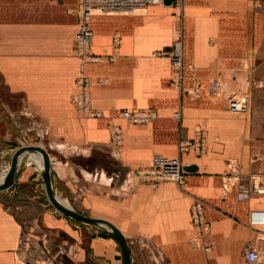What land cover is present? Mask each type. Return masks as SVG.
<instances>
[{"label":"crops","instance_id":"obj_1","mask_svg":"<svg viewBox=\"0 0 264 264\" xmlns=\"http://www.w3.org/2000/svg\"><path fill=\"white\" fill-rule=\"evenodd\" d=\"M73 1L0 0V183L21 147L44 148L55 195L84 202L93 217L118 227L131 264H239V251L247 262V247L264 250L255 236L264 224L251 221L253 211L264 210V199H244L234 190L223 197L221 166L209 162L205 169L206 161L187 159L186 166L197 170L188 171L185 185H151L137 174L155 152L178 154L179 143L194 136L199 122L193 117L225 115L223 101L205 91L194 101L179 97L173 63L153 55L173 46L174 3L96 13L93 61L87 64L92 111L87 113L72 102L81 92L78 28L74 32L68 25L71 16L77 22L67 7ZM182 2L187 73L206 80L214 69L245 67L252 69L247 70L251 79L258 70L264 79V0ZM127 109H153L158 117L134 125L121 116ZM177 109L181 120L174 116ZM113 125L124 134L120 144L112 140ZM229 130L234 137L232 124ZM44 167L41 152L24 153L13 185L0 190V264H124L121 247L108 231L47 204ZM196 195L208 197V219L217 236L212 256L189 245Z\"/></svg>","mask_w":264,"mask_h":264},{"label":"rangeland","instance_id":"obj_2","mask_svg":"<svg viewBox=\"0 0 264 264\" xmlns=\"http://www.w3.org/2000/svg\"><path fill=\"white\" fill-rule=\"evenodd\" d=\"M49 1L55 2L59 0ZM76 5L77 0L76 3L74 0L71 4L67 5V7L69 8L68 12L74 15L77 20L76 22L75 19L71 16L68 21V25L73 27L74 32L76 28H78V17L71 10L74 9ZM96 13L107 14L101 13L100 11H94L93 18ZM174 15L177 20V24L175 27L173 40L175 41L177 39H182L184 45L185 35L183 28L185 27L184 19L186 18V8L185 3H183L182 0H180L178 3H174ZM34 38L35 37H31V46L34 44V42L32 41ZM92 45L89 50L88 60L86 62L84 60L85 58L80 55L75 46V51L80 60L78 67L80 75L77 79L82 76L88 77L87 64L93 61V57L91 55ZM71 50L74 52L73 42ZM187 70L188 69H185L184 67L183 57V63L181 67L179 69L174 67L173 71L172 84L175 93L179 94V97L181 98H187V100L194 101L202 95L203 91H205L209 96L223 101L225 115L218 117H193V119L197 118L199 122L195 127L194 136L191 139H183L179 143L178 154L174 156L167 154L164 155L178 160L185 167L187 159L193 162L204 163V161H206V164H204L207 165L205 169H207V167H209L210 165H213L212 163H215V165L217 166H221L222 168L220 172L222 176V183L220 184V189L223 197H228L234 190L236 191L238 197H243L244 199L257 195H260V198L264 199V192H255V188L264 190V79L261 77L262 74L260 73V70H258L259 72H254L253 79H251L252 73L251 75L250 73H248V76L247 70L251 71L252 69H246L245 67L234 70L214 69L212 75H208L205 77L206 80H203L201 77L195 75L194 73L190 75L189 73H187ZM89 79L91 80L90 77ZM187 81H189V83H187ZM235 95L248 96L249 101L247 109L245 111L233 112L229 109V99L231 96ZM252 105H255V108L253 107L254 112L251 108ZM130 111H154L157 115V112L153 109H131ZM122 113L123 111L121 112V116ZM181 113V110L177 109L174 113V116L178 120H181ZM155 119H153L152 121H154ZM127 121L134 125H148L152 122L150 121L144 124H135L130 122L129 120ZM231 124L232 134H234V137L232 138H230L229 135V127L231 126ZM220 130L225 132L222 133L220 132ZM182 145L187 146L182 147ZM157 153L163 154L161 152H155L152 155L151 164L148 167L137 170V174L139 175V177H141L144 181L149 182L151 185H157L161 182H167L161 181L159 183H155V180L144 179L142 175L139 174V171L142 172L151 167L153 156ZM185 183L186 180L184 184L179 185H185ZM56 197L61 200H66L69 203L71 209L81 214L93 217V212L86 210V205L84 204V202L80 204L73 203L72 199L68 196L56 195ZM46 200L47 204H49L53 210L65 217H68L52 205L48 196L46 197ZM198 200L204 203L206 224L208 225H206L207 230L203 234L199 233V230L195 228L192 218V207ZM208 209L209 202L207 196L205 197L202 195H196L193 197L190 208V219L193 232L191 237L189 238V245L192 250L212 256V253L216 249L217 236L213 231L211 222L208 219ZM261 218H263V216H258V219ZM70 219L76 220L73 218ZM88 225L101 229L93 224ZM259 228L261 229H256L255 236L257 240H260L264 245V226H260ZM101 231L105 230L101 229ZM207 243H211V248L209 250H206L205 247ZM239 252V264H248L244 259L243 251Z\"/></svg>","mask_w":264,"mask_h":264},{"label":"built area","instance_id":"obj_3","mask_svg":"<svg viewBox=\"0 0 264 264\" xmlns=\"http://www.w3.org/2000/svg\"><path fill=\"white\" fill-rule=\"evenodd\" d=\"M180 0H174L172 3H178ZM165 0H77V5L73 11L78 17V31L76 34L75 46L80 55L85 58L89 57V50L95 38L94 30L91 27L94 11L101 13L109 12H131L139 10L149 5L164 4ZM156 56H166L173 63L174 67L179 69L183 63L184 45L182 39L174 41L170 50L159 51L153 54ZM79 92L72 102L80 111L91 113L88 88L93 84L89 77L82 76L77 80ZM248 96H231L229 99V109L233 112L245 111L248 105ZM122 116L135 124H144L152 121L157 117L154 111H130L125 110ZM111 137L113 142L120 144L123 140V132L119 126L111 127ZM187 145H182L185 147ZM187 170L178 160L168 157L164 154H155L152 159V165L145 171H139L144 179L155 180V183L161 181H172L178 184H184ZM256 193H263L264 190L255 188ZM263 218L258 219V216ZM192 218L195 228L203 234L206 228L205 207L200 200L196 201L192 207ZM253 223L264 224V210H256L251 214ZM208 226V225H207ZM206 250L211 248V243L205 245ZM245 258L249 264H264V251L250 246L245 251Z\"/></svg>","mask_w":264,"mask_h":264},{"label":"water","instance_id":"obj_4","mask_svg":"<svg viewBox=\"0 0 264 264\" xmlns=\"http://www.w3.org/2000/svg\"><path fill=\"white\" fill-rule=\"evenodd\" d=\"M174 0H165V3L171 4ZM28 151H39L42 153L44 160H45V184H46V190H47V196L52 203L54 207H56L57 210H59L61 213L65 214L66 216L76 219L78 221H82L88 224H93L101 228L102 230L108 231L119 243L122 254H123V261L124 264H131V251L129 248V245L127 243L126 237L124 234L116 227L113 223H111L108 220L98 218V217H90L84 214H81L70 207L65 206L63 203L59 202L57 200L55 193L53 192L52 187V181L50 177V157L47 151L39 146L31 145V146H25L21 147L14 155L12 159V165L8 172V175L6 178L0 183V190H4L9 188L13 185L15 181V174L17 172V165L18 160L21 155ZM187 171H196L197 166L196 165H188L185 167Z\"/></svg>","mask_w":264,"mask_h":264},{"label":"bare ground","instance_id":"obj_5","mask_svg":"<svg viewBox=\"0 0 264 264\" xmlns=\"http://www.w3.org/2000/svg\"><path fill=\"white\" fill-rule=\"evenodd\" d=\"M37 159H38V161H39V164L40 165H42L43 164V158L42 157H40V156H37ZM31 160V159H30ZM40 168H42V167H40ZM45 168V167H44ZM42 170V169H41ZM6 178V177H5ZM4 178V179H5ZM3 179V180H4ZM1 181V180H0ZM57 198V197H56ZM57 200H59V202H61V203H63L65 206H67V207H70V205H69V203L66 201V200H61V199H59V198H57Z\"/></svg>","mask_w":264,"mask_h":264}]
</instances>
